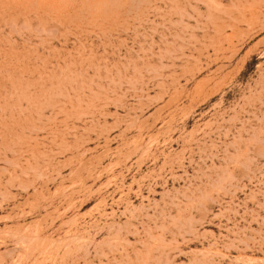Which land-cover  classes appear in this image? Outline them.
<instances>
[{
	"label": "rangeland",
	"instance_id": "374dc122",
	"mask_svg": "<svg viewBox=\"0 0 264 264\" xmlns=\"http://www.w3.org/2000/svg\"><path fill=\"white\" fill-rule=\"evenodd\" d=\"M0 264H264V0H0Z\"/></svg>",
	"mask_w": 264,
	"mask_h": 264
}]
</instances>
